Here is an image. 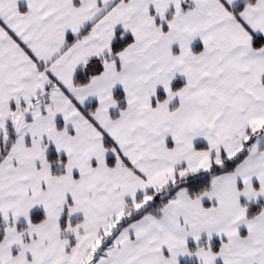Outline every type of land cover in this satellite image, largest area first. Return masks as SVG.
Instances as JSON below:
<instances>
[{"label": "snow or ice", "instance_id": "6c2138e0", "mask_svg": "<svg viewBox=\"0 0 264 264\" xmlns=\"http://www.w3.org/2000/svg\"><path fill=\"white\" fill-rule=\"evenodd\" d=\"M0 264H264V0H0Z\"/></svg>", "mask_w": 264, "mask_h": 264}]
</instances>
